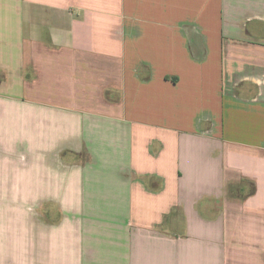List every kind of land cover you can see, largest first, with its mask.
<instances>
[{"label":"crops","instance_id":"obj_1","mask_svg":"<svg viewBox=\"0 0 264 264\" xmlns=\"http://www.w3.org/2000/svg\"><path fill=\"white\" fill-rule=\"evenodd\" d=\"M0 264H264V0H0Z\"/></svg>","mask_w":264,"mask_h":264}]
</instances>
